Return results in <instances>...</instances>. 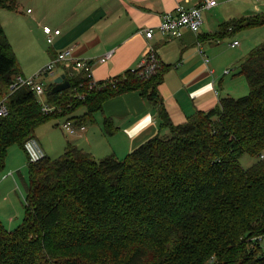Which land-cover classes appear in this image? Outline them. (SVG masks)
<instances>
[{"label": "trees", "instance_id": "trees-1", "mask_svg": "<svg viewBox=\"0 0 264 264\" xmlns=\"http://www.w3.org/2000/svg\"><path fill=\"white\" fill-rule=\"evenodd\" d=\"M17 8L18 0H0V10ZM262 26L264 14L232 20L209 38ZM167 70L162 64L149 78L128 70L91 86L72 64L70 89L50 95L55 84H45L53 110L44 112L32 88L10 95L23 74L0 20V103L8 96L9 109L0 117V173L8 149L24 150L41 126L75 120L81 108L91 120L107 101L133 91L156 107L168 132L123 159L96 160L69 144L59 158L29 163L22 224L8 231L0 219V264H264L261 243L251 241L264 237V42L238 66L249 94L222 98L181 125L160 95ZM105 131L115 133L111 119ZM246 155L257 159L249 169L241 166Z\"/></svg>", "mask_w": 264, "mask_h": 264}, {"label": "crops", "instance_id": "crops-1", "mask_svg": "<svg viewBox=\"0 0 264 264\" xmlns=\"http://www.w3.org/2000/svg\"><path fill=\"white\" fill-rule=\"evenodd\" d=\"M35 1L40 9H43L40 14L36 4L34 9H27V15H22L25 7H20L19 3L17 10L21 12L9 10L11 14L6 18L12 28V36L8 34L2 21L16 54L21 50L18 49L19 47L27 50L25 60L21 59L23 63L39 59L41 62L38 67L44 66L54 59L58 52L72 49L77 59L91 62L93 79L104 81L138 68L145 54L152 48L157 52L163 66L168 67L160 87V95L175 125L186 123L197 112H207L215 108L222 98L237 96L234 94L233 81L227 78L234 73L233 69L239 71L240 62L256 46L253 48L249 44L244 45L242 41H234L229 48L228 45H222L224 39L243 34L249 36V33H252L251 39H255V42L260 40L259 45L264 42V26L227 35L221 41L209 38L222 33L223 26L227 22L264 14V0H218L216 7L204 11L201 31L195 34L186 30L179 39L162 35L158 31L163 16L178 7L192 8L206 0ZM29 10L31 12H28ZM28 15L38 24V28L28 29L23 21L25 17H30ZM46 17L48 22H45ZM52 19L54 23L51 22ZM41 21L44 24H41ZM44 26L61 31L55 44L47 46V51L41 45V41H46ZM147 29H154L155 35L152 39L146 38L144 30ZM235 42H238L237 46H233ZM109 52H112V57L106 63H101L100 58ZM72 64L73 62H67L59 66L55 69L56 75H54L55 71L52 75L56 76L55 78L64 75ZM21 70L26 77L25 72L28 71L25 64L21 65ZM226 71L230 73L226 74ZM225 75H228L227 80ZM236 75L241 77L238 72ZM78 111L74 114L75 121L82 120L87 126L86 132L81 137L64 135L61 128L64 118L57 120L55 124L43 125L37 130L36 138L47 157L55 159L51 152L55 147L43 137V133H46L52 141L56 133L61 130L64 135L61 146L63 152L71 144L88 152L96 160L109 156L123 159L151 138L161 133H168L167 130H161L156 107L142 98L138 91L110 99L104 104L103 111L97 113L91 120L83 119L85 111L77 113ZM106 119H111L116 128L111 136L105 131ZM20 153L22 156L17 154L14 158L9 157L7 174L16 170L20 183H24L27 191L26 180L22 175L24 169L28 167V163L26 167L27 156L22 149ZM7 174L0 178V184L9 178ZM15 183L17 187H21L17 179ZM19 192L15 188L14 194L18 201L7 204L11 210H18V207L24 210L25 194L23 196L21 191ZM14 194L9 184L3 183L2 189L0 188V204L10 196L15 199ZM12 217L16 221L19 219L14 215ZM16 221L13 223L11 219V227L6 229L13 231L12 225Z\"/></svg>", "mask_w": 264, "mask_h": 264}, {"label": "built area", "instance_id": "built-area-1", "mask_svg": "<svg viewBox=\"0 0 264 264\" xmlns=\"http://www.w3.org/2000/svg\"><path fill=\"white\" fill-rule=\"evenodd\" d=\"M259 1V0H257ZM218 0H206L198 6L192 8L178 7L172 12H168L163 16L162 22L157 28L162 35H166L170 38L179 39L184 35L186 30H189L195 34H198L204 24V11L216 7ZM28 12H31L29 10ZM43 32L46 37V42L49 46L55 44L57 37L61 35V31L53 29L50 26H44ZM144 34L147 39H152L155 35L154 29L144 30ZM238 42H235L233 46H237ZM112 57V52L107 53L104 57L100 58L101 63H106ZM67 62H73L78 71H83L90 79L91 86L96 85L93 79L92 64L89 61L77 59L72 49H66L57 53L56 57L52 59L39 74H35L32 77L17 76L15 81L10 86V95L15 93L22 87H30L35 92L37 97L42 98L45 96V84L40 81L41 76L52 75L56 68ZM162 67V63L159 60L157 52L154 49H150L144 56L141 64L136 69H131L133 73L139 77L149 78L157 73ZM230 71H226L229 74ZM9 95V96H10ZM0 103V117H7L9 115V109L6 106V99ZM44 112H51V109L45 101H40ZM61 128L69 135L83 136L87 130V126L84 124H78L75 120L66 119L61 124ZM24 151L27 155L28 162L37 164L42 162L46 157V153L41 146L37 138L28 139L24 144ZM261 158H264L262 156ZM264 237H258L251 239V241H257L262 243Z\"/></svg>", "mask_w": 264, "mask_h": 264}, {"label": "rangeland", "instance_id": "rangeland-1", "mask_svg": "<svg viewBox=\"0 0 264 264\" xmlns=\"http://www.w3.org/2000/svg\"><path fill=\"white\" fill-rule=\"evenodd\" d=\"M18 3H19V6L20 7H25V12L22 15H27V9L28 8L34 9L35 8L36 1L35 0L34 1H32V0H18ZM36 5H37V10L39 11V14L41 12H43V9L42 10L40 9L39 4H36ZM18 10H15V11H17V13L21 12V11H18ZM10 12L11 11L6 10V9L0 10V19H1V22L3 21V23L5 24L8 34L12 36V28L10 27V24H9L7 18H6L7 15L11 14ZM28 16H30V15H28ZM23 21L27 25L28 29L38 28V24L31 19V16L30 17H25ZM45 22H48V17L45 18ZM51 22L54 23V19H52ZM40 23L41 24H44L43 21H41ZM252 37H253L252 33H249V36L247 34H243V35H236V36L228 37V38L224 39L222 45L223 44L224 45H228V47L231 48L230 44L233 43L234 41H238V42H241L242 41L244 43V45L245 44H249L253 48L255 46L257 47V45H259V43H260V40H258L257 42H255V39H251ZM41 45L43 46V48L45 49V51H47V49H48L47 46H49V45H47L46 41H41ZM18 49H21V50H20V52L18 54H16V51L14 50V47H13V50H14L15 55H16L19 63H20V66L21 65H24V64L26 65V70L28 71V72H25V74L27 75L26 77H32L35 74H39L41 72V70L47 65V64H45L44 66L38 67L39 64H40V62H41V60H39V59L30 60L28 62H24L23 63L21 61V59H24L25 60V55H26L27 50L25 48H23V47H19ZM234 51H237V50L234 49ZM233 70H234V73L232 75H230L229 77H228V75H225V79L228 77L227 78L228 80L233 81V87H235L234 94L237 95V96H233V97H235V98H243V97H246L249 94V88H248L247 81H246V79H245L244 76L238 77L236 75V73L238 72V71H236V69H233ZM54 75H56V70H55V74ZM54 75H47V76H44L43 75V76L40 77V81H43L44 84H50L51 82H53L56 79L55 78L56 76H54ZM45 99H46L45 97L39 98L40 101H44ZM84 111H85L84 108H82L77 113H81V112H84ZM49 123L55 124V123H57V120L51 121ZM49 123H47V124H49ZM47 124H45V125H47ZM63 132H64V135L67 136L66 135L67 133L64 130H63ZM64 135H63L62 131L60 130L59 132L56 133V135L54 136V139L51 141L47 137L46 133H43V137H46L49 140V142L51 144H53V146L55 147L53 150H51L52 156L55 157V158H59L64 153L63 152L64 149L61 147L62 144H63ZM21 149L22 148H20L18 145L11 146L8 149L7 161L9 159V157L14 158L17 154H20L21 155V153H20V150ZM24 153H25V151H24ZM25 155H26V153H25ZM7 161H6V168H5V170L0 173V178L4 174H7L8 173V171H7L8 170L7 169L8 162ZM256 162H257V159H254V158L246 155V156H244L241 159V166L244 169H249ZM27 163L29 164L28 158H27V162H26V167H27ZM27 168L24 169V174L22 173V175L24 176V178L26 180V186L28 185V181H29V172H28V169ZM10 171H11V169H10ZM13 176H14V178H13ZM8 177L9 178L7 180L5 179L3 182H1L0 188L2 189L3 183H7V184H9L10 190L13 191V194H14V191H15V188H16L18 192L21 191V193L23 194V196L25 194L24 200H26L27 191L24 188V183L23 182L20 183V177H19V174L17 173V171L14 170V172H10L9 175H8ZM15 177H16V179L18 180V182L21 185L20 188L16 186V183H15V180L16 179H15ZM14 196H15V199L12 196H10V197H8L4 201V203L0 204V219L2 220L3 224L5 225V227H8V228L11 227L10 226L11 225L10 224V220L11 219H13V223L16 221V219H14L12 217V215L17 216L19 218L16 221V223L12 225V230L13 231L15 229H17L22 224L23 218H24V214H25V210H21V207H18V210H11V208H9L7 206V204H10L12 202H15L16 200L18 201V198H17L16 194H14ZM18 196L20 197L19 194H18ZM20 199H21V197H20ZM21 202H22V199H21ZM261 246H262V248L264 250V239H263V241L261 243Z\"/></svg>", "mask_w": 264, "mask_h": 264}, {"label": "water", "instance_id": "water-1", "mask_svg": "<svg viewBox=\"0 0 264 264\" xmlns=\"http://www.w3.org/2000/svg\"><path fill=\"white\" fill-rule=\"evenodd\" d=\"M55 87L51 90L50 95H55L64 92L71 88L69 80L66 75H61L54 80Z\"/></svg>", "mask_w": 264, "mask_h": 264}]
</instances>
